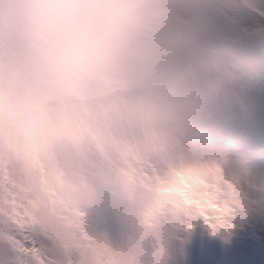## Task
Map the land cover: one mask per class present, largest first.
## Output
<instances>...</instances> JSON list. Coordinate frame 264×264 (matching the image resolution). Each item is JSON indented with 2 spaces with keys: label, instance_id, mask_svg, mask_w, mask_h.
Masks as SVG:
<instances>
[{
  "label": "clouds",
  "instance_id": "9594fccd",
  "mask_svg": "<svg viewBox=\"0 0 264 264\" xmlns=\"http://www.w3.org/2000/svg\"><path fill=\"white\" fill-rule=\"evenodd\" d=\"M261 142L264 17L232 22L211 0H0V144L68 165L90 148L214 162L246 197L211 234L231 237L264 224ZM126 189L101 167L79 197L119 212Z\"/></svg>",
  "mask_w": 264,
  "mask_h": 264
},
{
  "label": "rangeland",
  "instance_id": "374dc122",
  "mask_svg": "<svg viewBox=\"0 0 264 264\" xmlns=\"http://www.w3.org/2000/svg\"><path fill=\"white\" fill-rule=\"evenodd\" d=\"M211 2L218 15L232 22L252 15L251 6L242 9L239 0ZM252 152L264 154V142ZM90 153L89 149L80 153L68 165L55 151L41 155L0 144V264H186L189 257L164 231L144 228L147 223L128 218L127 210L114 212L81 201L80 191L101 167H115L117 174H124L111 154L98 150L99 158H94ZM132 157L142 163L141 156ZM125 174L132 181L126 192L139 197L146 210L155 205V199L135 192L142 188L139 172L131 169ZM235 250L264 260V251Z\"/></svg>",
  "mask_w": 264,
  "mask_h": 264
},
{
  "label": "bare ground",
  "instance_id": "6f19581e",
  "mask_svg": "<svg viewBox=\"0 0 264 264\" xmlns=\"http://www.w3.org/2000/svg\"><path fill=\"white\" fill-rule=\"evenodd\" d=\"M244 2L246 5H242V9L249 4L252 9L262 12V0ZM89 150L90 157L99 158L97 149ZM132 156H124L125 159L113 156L124 174H117L115 167L111 169L127 186H131L132 181L125 173L136 169L140 176L138 183L142 188L138 186L135 192L155 199L156 203L146 210L139 197L125 191L123 198L126 203L120 211L127 210L125 215L128 218H135L139 223L146 222L143 227L155 233L164 231L189 257L186 264H264V260L255 261L251 253H238L235 250L242 248L264 251V224L239 229L231 237L225 234L215 237L211 235L210 229H219L230 221L234 212L233 205L240 206L241 199H246L242 190L234 186L216 163L210 162L208 168L194 172L193 162L142 157V163L138 164ZM195 166L198 167V164ZM194 177H197L196 182L190 183V179ZM199 180L202 182H198ZM167 189L171 191H164ZM162 238L166 236L162 235ZM226 240L229 242L225 243Z\"/></svg>",
  "mask_w": 264,
  "mask_h": 264
},
{
  "label": "snow or ice",
  "instance_id": "6c2138e0",
  "mask_svg": "<svg viewBox=\"0 0 264 264\" xmlns=\"http://www.w3.org/2000/svg\"><path fill=\"white\" fill-rule=\"evenodd\" d=\"M261 5H262V10H264V0H262V3H261ZM236 7H239L238 5L236 6ZM254 19L255 18V16H252V15H250V14H246L244 17H242V21H244V20H246V19ZM217 229L218 228H212V229H210V231H211V234L212 235H216L217 234ZM40 243L41 244H47V241H43V240H41L40 241ZM54 259H56V257H53ZM171 264H172V262H171Z\"/></svg>",
  "mask_w": 264,
  "mask_h": 264
}]
</instances>
